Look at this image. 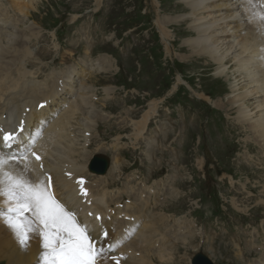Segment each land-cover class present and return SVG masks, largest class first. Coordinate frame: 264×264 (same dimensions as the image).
Masks as SVG:
<instances>
[{"label":"rangeland","instance_id":"1","mask_svg":"<svg viewBox=\"0 0 264 264\" xmlns=\"http://www.w3.org/2000/svg\"><path fill=\"white\" fill-rule=\"evenodd\" d=\"M13 1L0 0L7 15L6 8ZM100 1L97 7L96 0H39L35 9H28L27 18L10 8L8 16L15 20V29H18L16 37L24 35L19 33L20 26L28 31L25 37L28 41L27 56L24 53L21 55L24 69L34 72L36 79L42 81L52 72L65 71L69 65H75L77 70H89L87 65L107 57L108 62L114 65L112 72L85 75L86 80L89 78L85 83L86 90L96 97L88 115L93 112L92 119L97 122L103 114L107 115L106 120L99 121L97 129H92L91 136L88 134L90 146L87 152H104L112 159L110 150L114 158H117L118 151L119 164L125 165L123 170L137 183L147 182L151 169L154 175L149 184L165 174L172 187L171 191L168 190V203L171 194L176 199H172L173 205H163L165 211H162L168 215L176 214L177 218L190 221L195 230L204 232V238L197 235L193 242L207 253L214 264H236L239 258L233 244L238 241L241 248H250L249 253H245L250 256L243 259L245 263L259 260V250H254L251 245L257 239L264 240V226L257 230L260 224L264 225V209L257 204L256 197L253 202L251 197L247 200L248 196L243 193L237 197L233 190L239 188L237 181L244 180L248 175L250 184L258 186L254 196L263 189L259 186L264 180L253 173L255 169L252 166L247 167L239 160V152L245 151L241 140L244 132L241 131L242 136L230 134L229 129H234L231 127L233 122L225 110L212 109L215 107L211 102L195 94L200 92L212 100L220 99L226 105L228 87L224 88V78L220 77L216 67L206 65L207 62L195 65L197 61L194 60L180 61L178 54L188 53V48L182 47L183 41L190 37L183 22L168 29L169 40L159 33L155 23L158 15L172 16L185 11L180 10L178 0ZM0 18L6 19L3 16ZM10 26L11 19L4 28L0 27V33L9 30ZM32 31L36 34L31 35ZM181 47L182 50H179ZM2 60L4 63L10 61L7 58ZM133 66L134 72L131 71ZM10 70L15 74V65ZM216 76H219V82L214 80ZM105 91H108L107 95ZM153 101H157L159 106L156 121L148 123L142 134L143 142L129 144L133 133L129 127L131 121L139 120ZM94 106H98L102 114ZM124 125L127 128L119 130ZM168 126L174 128L168 135L155 133L161 127L168 129ZM114 140L121 148L116 144L118 149L112 147ZM98 143L103 146L101 149ZM247 149H250L249 146ZM262 159L258 157L250 162L263 165ZM135 161L136 166L133 165ZM199 161H202V170L196 166ZM174 175L176 185L172 181ZM259 180V184L255 183ZM210 190H214L218 198L210 200L213 194ZM229 190L230 193H227ZM234 200L241 204L240 209L232 205ZM246 229L250 230V234L242 233ZM251 231L257 233L255 239L251 237ZM217 234H220L222 242L212 244L211 239ZM189 244L178 242L177 247L171 249L175 256L182 251L181 254L190 257L194 246ZM257 245L262 246L263 243ZM225 247L228 249L225 250ZM154 254L164 259L155 251ZM179 256L188 264L185 255Z\"/></svg>","mask_w":264,"mask_h":264},{"label":"bare ground","instance_id":"2","mask_svg":"<svg viewBox=\"0 0 264 264\" xmlns=\"http://www.w3.org/2000/svg\"><path fill=\"white\" fill-rule=\"evenodd\" d=\"M37 2L39 0H15L6 9L8 15L11 8L13 12L22 14L27 18L29 15L28 9H35ZM178 2L181 5L180 10L185 11L183 14L156 16L155 23L159 33L164 39L169 40L171 35L168 29L171 26L178 25L180 22L187 26L188 31L185 32L190 37L183 41L182 47L183 49L188 48V53L178 54L180 61L194 60L197 61L194 63L195 65L207 62L206 65L216 67L220 77L224 78L222 83L225 85L224 88L228 87L226 105L220 102V99L212 100L211 97H206L200 92L195 94L199 98L203 97L211 102L217 109L225 110L227 117L233 122L231 127H234V129L233 131L229 129L230 134L234 133L237 136H242L241 131L244 132L245 136L241 137V140L245 151L239 152V160L241 164L247 167L252 166L255 169L253 173L257 174L259 179L264 180V163L263 165H255L250 162V160L258 159V157H262V161H264V25L257 23L258 27H254L256 22L249 20V14L243 9V0H178ZM97 4L100 5L101 1L96 0V6ZM0 9H3V5H0ZM0 16L6 18H0V21L11 19L9 30L0 33V127L9 124L6 121L7 119H13L12 124H9L13 128L14 125L21 127V124H23V127H26L23 139L27 143L31 142L36 132L40 133V138L36 144H25L26 149L23 155V157L27 156L25 162L33 183L40 180L47 182L49 177L52 180L57 177L61 178L63 173L78 178L83 176L92 157L86 149L88 145L85 141L88 137L85 134L93 128H98L97 121L92 119L94 117L92 116L93 112L90 116L88 115L89 107H92L95 103L93 102L95 96L85 91V83L89 78L83 82L84 76L92 72L110 73L114 65L109 63V59L105 57L89 70L79 72L74 67H70L58 74L56 72L50 73L45 77L47 81L44 83L34 82L35 80L38 81L36 74L24 69L21 57L23 53L27 56L26 46L28 41L25 37L28 31L20 26L21 31L19 33L24 35L16 37L15 33L18 29H15V20L4 13H0ZM35 34L32 31L31 35ZM182 47L179 50H182ZM3 58L10 61L4 63ZM13 65L16 69L15 74L10 70ZM218 77L214 78L216 82L220 81V79H217ZM41 103H45L43 108L39 106ZM94 107L99 114H102L98 106ZM158 108L157 101L150 102L141 118L131 121L129 127H131L133 133L129 144H140L144 141V139H141L142 134L146 131L148 123L156 121ZM4 115L7 116L6 119H2ZM101 118L98 121L107 119L104 114ZM125 128H127V125L119 130ZM172 128L169 127L168 130L166 127H161L157 129L159 133L158 131L155 133L166 136ZM117 139H120V137ZM115 144L121 148L116 140H114L112 147L118 149ZM97 146L100 147L101 144L98 143ZM248 146L250 149H247ZM32 153H38L39 160L33 158ZM118 154L117 151V158H114L113 151L110 150L112 159L109 168L104 172H99L103 173L100 175L88 173L89 176L96 178L91 179L85 185V190L91 192L94 204L90 207V210H95L93 212L94 219L91 220L94 226L92 235L100 237L107 233L106 240L112 246L117 241V235L119 234L115 231V228L121 227V233L130 238L128 241L120 242V248L126 251L124 258L121 257L117 260V263H114L116 254L113 251L100 264H152L154 259H158L159 262L177 261L176 257H180L181 254L177 252L178 254L175 256L174 251L171 249V247L174 248L177 245L176 239L179 237L184 245L194 243L196 231L192 230L189 223H186V229L181 230L182 221L177 218L176 214V217L172 215L171 220L177 224L178 228L173 230L174 235L172 232L174 238L172 243L164 246V239L168 241V236L163 231L160 232L158 223L168 221V217L167 220H164L165 216L162 214L156 217L149 210L148 199L141 195L134 196L135 201L130 202V204H123L122 208L116 209L110 204L115 195L113 190H109V188L116 185V178L123 169L119 164ZM98 157L105 159L107 156L104 152H99ZM17 160L21 159L17 158ZM133 165L136 166L137 162L135 161ZM196 166L199 170H202V161L196 163ZM199 166H201V169ZM166 167L169 168V166ZM5 170L13 175H25V169L12 160L5 166ZM150 172L153 176L154 171L151 169ZM230 178L234 180L232 175H230ZM67 182L70 181L61 178L63 186L59 187L60 194L64 197H71L73 191ZM250 182L249 176L246 175L244 180L241 178L237 181L239 188L233 191L236 192L238 197L241 193L248 196L246 197L247 200L251 197L253 202L254 197H256L257 204L262 206L261 209L263 210L264 182L259 186L263 189L257 195L255 194L256 196H253V192L258 186L251 185ZM259 182L260 180L255 181L258 184ZM232 186L234 187L230 183V187ZM242 187L244 188L242 189ZM133 188L134 186L130 183H124L123 187L117 191L116 197L131 198L129 191ZM133 194L135 195V192ZM79 197L83 200L87 199L81 194H79ZM172 199L175 201L176 198L172 195L170 202L168 203L167 200L164 205H173ZM78 200L80 202L79 198ZM232 205L235 208L237 206L239 209L241 208V204L237 200H234ZM0 207H7L3 197H0ZM131 208H135L136 212H132ZM78 221L80 222V220ZM98 223L106 226L98 228L95 226ZM262 226L264 225L260 224L257 230ZM227 231L229 230L227 229ZM242 233L244 235L250 234V230H242ZM197 234H201V232L198 231ZM251 234V237L255 239L257 233L251 231ZM204 237L205 234H202V238ZM217 241L222 242L220 234L213 235L211 239L212 244H216ZM238 243L233 244L236 248L235 253L239 258L236 264H264V240L257 239L253 243L251 242V247L259 250L260 255L259 260L251 263L243 261L244 258L250 257L245 254L246 252L249 253V246L241 248ZM257 243H263V245H257ZM192 247L193 253L189 254L190 257L182 254L185 255L188 264H214L200 246L192 245ZM226 248L228 249V247L224 249L226 250ZM154 251L164 259H159ZM40 253L41 240H29L28 245L25 247L19 243L13 231L0 222V262L4 264H40ZM194 254L195 256H193ZM191 257H194V259ZM229 263H231V260Z\"/></svg>","mask_w":264,"mask_h":264},{"label":"snow or ice","instance_id":"3","mask_svg":"<svg viewBox=\"0 0 264 264\" xmlns=\"http://www.w3.org/2000/svg\"><path fill=\"white\" fill-rule=\"evenodd\" d=\"M248 5L250 19L264 25V0H248ZM45 103L39 106L43 108ZM20 131H23V124ZM18 138L19 133L3 132V145L10 147ZM32 155L36 156L35 153ZM15 159V155L5 157L0 154V197L7 204L0 210V222L7 225L25 247L33 234L39 235L40 264H97L100 251L88 226L78 222L75 214L56 199L50 178L47 182L32 183L22 175L6 171L5 166ZM36 159L39 160V156ZM78 182L83 184L82 180ZM81 193L86 194V190L81 188Z\"/></svg>","mask_w":264,"mask_h":264}]
</instances>
